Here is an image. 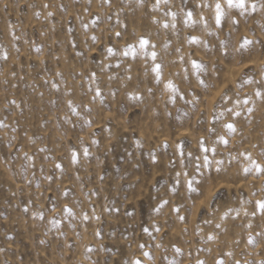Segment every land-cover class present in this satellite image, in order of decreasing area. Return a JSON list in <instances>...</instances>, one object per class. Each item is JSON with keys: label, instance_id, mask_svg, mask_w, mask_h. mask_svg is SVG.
I'll list each match as a JSON object with an SVG mask.
<instances>
[{"label": "rangeland", "instance_id": "374dc122", "mask_svg": "<svg viewBox=\"0 0 264 264\" xmlns=\"http://www.w3.org/2000/svg\"><path fill=\"white\" fill-rule=\"evenodd\" d=\"M217 2L0 0V264L264 262V0Z\"/></svg>", "mask_w": 264, "mask_h": 264}, {"label": "snow or ice", "instance_id": "6c2138e0", "mask_svg": "<svg viewBox=\"0 0 264 264\" xmlns=\"http://www.w3.org/2000/svg\"><path fill=\"white\" fill-rule=\"evenodd\" d=\"M109 0H104V3H108ZM142 2V0H138V3ZM165 3L167 4L168 0H156V4L154 5V8H158L159 5L161 3ZM224 4L227 6L228 9H233V8H238V9H241V10H244L245 8V0H224ZM205 7H208V5H204ZM251 8L253 11L256 10V5L255 4H252L251 5ZM168 15H171L173 17V19H175V13H168ZM49 16H51V13H49ZM185 16H186V19H185V24L187 25L189 23V21H191L192 19V12L191 11H188L185 13ZM226 16V13H225V10H224V7H222L221 3L218 2L215 4V23H216V26L219 28L221 26V23H222V20L223 18ZM203 19V18H201ZM232 23H236L235 20L232 21ZM173 28H175V24L173 23L171 25ZM164 28H168L169 25L167 23H165L163 25ZM120 33H117V36H119ZM95 40V38L93 37V41ZM189 43H198V41L195 39V37L191 38L189 40ZM251 42L250 41H243L242 44H241V48H245L246 46H248ZM149 46V41L145 38H140L139 42H138V48L136 47H133L132 45H129L125 51H124V55L125 56H128L129 54L133 55V56H136V55H147V48ZM152 47L154 48L155 46L152 45ZM108 53L109 55H112L113 54V50L112 49H108ZM151 58L153 59V61L156 60V52L155 51H152L151 52ZM0 59H4L6 60L7 59V55L6 54H0ZM192 66H193V69L195 70V73H200L202 71H204V67L203 65L193 61L192 62ZM153 71L155 72V78H156V81L157 83H159L160 79H161V65L160 64H156L155 67L153 68ZM59 75V73H58ZM95 76V74H93V77ZM200 83L203 85V81H200ZM53 87H55V85H53ZM166 89L170 90L173 94L176 93V89H175V86L171 83V81H169L166 85H165ZM96 96H100V91L99 89H97L96 91ZM257 96L258 97H261V93H257ZM136 99H139V97H135ZM182 98V97H181ZM264 98V97H262ZM245 104H247V100L244 101ZM68 107L69 109L71 110L72 114L73 115H76L77 114V110L76 108L72 105V102L69 101L68 102ZM249 112H251V109H249ZM235 115H239V112L235 113ZM87 126H90V123L87 125ZM227 128L230 132H234L235 129L233 127V125L229 124L227 125ZM221 142L224 143V144H227V141L221 139ZM93 143H95V141H93ZM201 146L203 147V141H201ZM178 149L181 147L180 145L177 146ZM204 151H207V149H203ZM84 154L85 156L88 155V150L87 149H84ZM248 159H250V157H247ZM31 159V158H29ZM76 154L75 152H73L72 154V162L75 164L76 163ZM204 163H205V166L208 165V158L207 156L204 157ZM218 164L221 163L220 161L217 162ZM251 164H252V167L251 168H247L245 169V172H251V171H255V173L257 175L259 174H262L264 173V167H261L260 165L256 164L255 161H251ZM57 168H60L61 165L57 164L56 165ZM217 171H219V168H217ZM187 175V174H185ZM188 190L189 191H194L195 189H193L192 187V183H191V180L188 181ZM164 203H167L166 201ZM163 206V205H161ZM257 211L264 214V201H257ZM174 211H179L178 209H174ZM65 212L68 214V215H71V211L69 209H65ZM42 218V217H41ZM85 219H87V217H85ZM181 219H183V217H181ZM217 227H219V225H217ZM158 230V229H157ZM147 231V229L145 230ZM209 239L211 240L212 237H209ZM249 244H254L255 242L249 238ZM141 248H143V246H141ZM176 252L179 253V249H176ZM228 255H231L230 253ZM143 256L145 258H150L149 257V253L145 252L143 253ZM130 264H143L142 260H139V259H133ZM169 264H174V262H169ZM197 264H203V262L201 261H198ZM218 264H223V261H218ZM237 264H239V262L237 261ZM261 264H264V262H261Z\"/></svg>", "mask_w": 264, "mask_h": 264}]
</instances>
